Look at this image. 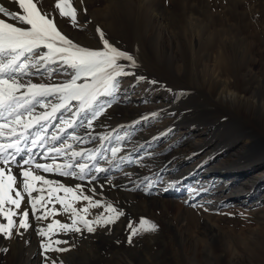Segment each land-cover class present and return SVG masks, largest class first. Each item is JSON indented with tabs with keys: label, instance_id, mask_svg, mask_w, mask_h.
Returning a JSON list of instances; mask_svg holds the SVG:
<instances>
[{
	"label": "bare ground",
	"instance_id": "1",
	"mask_svg": "<svg viewBox=\"0 0 264 264\" xmlns=\"http://www.w3.org/2000/svg\"><path fill=\"white\" fill-rule=\"evenodd\" d=\"M147 1L148 0H135L134 3L136 4L134 5L137 6L138 11L135 18L132 19L131 28H135L136 24L139 25L141 18L145 17V10L148 8L144 9V5L145 3L148 4ZM87 2H91L92 5L95 2L96 6L100 8L105 3V9L101 11L99 8H96L98 10L91 12L88 16L86 15L85 10H83V8L87 10V6H89ZM128 2L133 3L132 0L124 2H121L120 0H76L75 8H78L81 11L80 18L82 23L86 21L89 22L88 33L85 34V37L80 38V41L77 40V37L73 38L69 36L67 34L68 32L66 33L67 36L79 45L84 44L87 48L90 47L92 40H94L91 39V36L93 35V31L97 29L95 23H99V20H103L105 23L104 26L110 31L114 32L115 29L118 30L116 23L120 20L121 13H123V6L121 3L126 4ZM4 3L5 6L14 10V7L9 4L7 0H4ZM162 7L154 5V7L151 8V12L147 18L149 23L148 35L147 37L145 36L144 41H146L145 43H147V41L150 42L151 40H155L156 42L160 41L161 43H157L162 47V52L159 51L160 53H156L157 58L160 54L159 59L166 61L167 57L173 58L175 54L174 52H169V49H167L165 44L167 43L168 36H171L172 34L171 32L168 33L169 30L167 31L168 22L166 19L169 21L170 16L166 14L167 18L165 19V15H163V11L165 13V10ZM184 12H187V9L184 10ZM195 16L193 17L191 15L185 17V20L183 21L187 24L186 28H195L198 25L200 27V19H197ZM211 25L212 23L210 22L207 26L211 28ZM201 28L207 31L206 27L201 26ZM212 29L213 30L210 32L211 34L214 32V35H211V37H216L218 33H216L215 27L213 26ZM161 30H163V33H161ZM131 31L133 32V29ZM194 40L195 37H191L190 44L188 43L191 48L190 51L193 57H200L201 59L202 54L198 55L196 48H193L196 46ZM160 48H158V50ZM203 54L202 58L205 61L209 62V60H211L214 64H217V66L215 64L216 67L214 66V68H210L207 72H205L206 68L202 66L205 68L202 69L205 72L206 79H210L209 83L203 84L210 87V90L208 91L210 100L212 102H228L237 108L250 107L251 109H256L255 111L260 117H264V82L261 79L251 80L249 78L250 80H245L247 76L244 75V73L242 74V71L248 67L245 66L237 72L233 66V60H229L231 56L227 53L223 54L217 51L214 54L211 52ZM178 57L179 56L177 55V58ZM204 60L203 62H205ZM242 66L244 65H240V67ZM53 69H56L57 71L50 75L51 70ZM70 72H72V70L67 67L59 64H52L48 69L41 68V70L35 75L25 77V79H31L33 82L49 84L61 83L67 81L66 78H69ZM134 76L135 77L128 75L120 77L118 91L112 96L100 97L101 103L107 104L110 102L111 107L107 108L106 112L94 122L92 136H102L107 134L112 137L110 141H102L86 136L85 128L79 125L73 129H68V131L63 134L65 137L71 133L85 136V143L77 144L74 141L69 142L74 144L77 151L82 149L87 151H99L101 157H107V159L99 158L95 164L107 168L108 171L95 173L93 170V173L91 174L97 175V179L92 181L91 184L88 183V178L82 181L72 177L60 176L58 174L45 175H47L49 179L58 180L69 186L82 184L85 186V191L89 194H91L90 189L93 187H95L96 191L98 188H102L105 197L96 193L94 199L105 200L104 198L106 197H113L117 202V204L114 203L113 205L122 209L124 215L134 217H145L147 213H144L142 207L140 208L142 209V213L134 212L126 207H119L120 203L118 201L125 199L134 202L135 200V202L138 201L143 205L155 204L160 209L168 210L173 208V206L179 207V205L175 202L176 200L167 197L166 194H179L183 191H186L188 195L186 199L182 200L184 201L183 207L186 205H191V207L195 205L199 210L201 208L205 211L208 217H211L212 213L215 212L217 208L228 204L237 205L240 208H243L244 211H249L250 209L253 210L251 212L264 211L263 138L251 132L245 134L244 131H242L243 129H238L236 127L237 125H230L226 133L231 129L234 130V132L237 130L239 132V137L235 139V141L226 144L227 146L220 147L221 142L211 138L210 140H205L206 138L204 137L205 133H203V127L209 128L207 130L211 133L213 128L218 125L216 123L217 121L214 122L209 117L201 115L203 111L202 102L185 110L181 116H179L178 113V116L176 115L175 117L178 121L176 122V119L172 114H166L164 112L165 108L162 110V107L166 106L163 100H165V96H167V99L169 100L173 97L175 99L176 94H178L181 89L186 91L185 87H181L180 90H178L170 84H163L160 86L149 83L151 80L147 77H145L146 79L143 81H138L136 77L140 76V74H135ZM231 79H234L235 81L233 82ZM136 83L139 85L137 88L138 91H143L148 88L149 92L154 93L153 98L150 99L149 107H144L142 109L136 108L138 101L132 100L131 96L125 92L131 84ZM160 93H163L162 95L164 96H159L161 95ZM49 99L51 102H57L54 97ZM156 99L157 101H162V103L157 104L155 102ZM73 104L75 106L70 111H66L62 114V119H68L72 112L78 109L79 105L76 102H73ZM208 106H210V104H208ZM135 108L136 110H132ZM208 110L211 111V109ZM40 111H42V109L37 106V112ZM162 118L167 121L157 133L156 131H147L151 126V122L160 119L162 120ZM85 120L86 117H81L82 122ZM174 120L175 122L173 123L172 121ZM169 121H171V123H168ZM56 125L62 126V120L54 118L53 126L49 127V131L53 129L51 135L57 132ZM209 132L207 133L210 134ZM125 135L127 136V139L121 143L122 151L118 153L117 158L113 161L111 153L108 150L117 143V136ZM196 137H201L199 143H197L198 141L196 142ZM49 143H51L50 140ZM41 152L42 149H36L34 159L40 163H50V160H45L43 158ZM234 155L237 157H234ZM57 162L63 163L64 161L58 160ZM88 163L92 164L93 162L88 161ZM18 171L19 169L13 167L14 173H18ZM105 177H107V180ZM101 185H103V187H101ZM33 195L36 194L33 193ZM28 203L29 201L26 196L19 211L22 212L25 207L28 206ZM84 203L85 202H80L76 207H82ZM50 207L51 205H49V208ZM55 207L59 209L61 206L58 203H55ZM234 209L235 208L232 207L231 211ZM101 211L102 209L100 208L90 209L92 215L89 216V219H92L95 214ZM36 215H40V213L37 212ZM120 218L115 223L106 227H96V230L93 233H88L86 230H83L82 233L70 232L64 234L63 232H60L58 235H52L51 238L53 240L60 239L68 241L67 244H61L58 247L69 248L70 250L64 252H48L47 256L51 259H55L58 264L60 261H63V264H137L138 262H136L135 259L125 256L124 248L112 242L115 238L114 236L119 234ZM15 219L18 220L19 217ZM54 220L70 223L68 216L64 214L49 216L48 219L36 220L32 211L29 209V223L31 226L27 230L19 229L18 231L21 234H17V230L13 229L11 239L0 234V264L50 263V260H45L43 249L41 248V241L43 240L47 242V238L38 235V230L46 228L47 224ZM3 222L6 221L3 220ZM121 223L123 222L121 221ZM55 227L58 228V226ZM108 233L111 234V239L105 237ZM17 236L21 237L19 238ZM22 243L23 245H29V249L23 253V258L20 259L19 263H13L11 249L15 247L14 245H22ZM7 249L8 251L6 252ZM134 249L136 248L131 247L127 250L134 252ZM130 256H132V254ZM143 261H145L144 264H158L147 259ZM177 264L186 263L180 261ZM197 264L199 263L197 262Z\"/></svg>",
	"mask_w": 264,
	"mask_h": 264
},
{
	"label": "snow or ice",
	"instance_id": "2",
	"mask_svg": "<svg viewBox=\"0 0 264 264\" xmlns=\"http://www.w3.org/2000/svg\"><path fill=\"white\" fill-rule=\"evenodd\" d=\"M7 2L14 4L16 10L5 6L4 0H0V218L6 221L0 222V234L11 239L13 229L17 230V234H21L19 229L27 230L31 226L29 209L36 220L57 214L67 215L70 223L54 220L46 228L38 230V235L47 238V242L41 241L45 260L58 264L47 253L70 249L58 247L68 241L53 240L52 235L60 232L82 233L83 230L93 233L96 227L115 223L124 212L106 200L94 199L95 187L90 189L89 194L82 184L69 186L49 179L45 174H58L82 181L88 178L91 184L97 179V175L91 174L93 170L95 173L108 171L95 164L99 158L107 159L101 157L99 151H77L74 144L69 142L85 143V136L71 133L65 137L63 134L79 125L85 128L86 136L110 141L112 137L107 134L92 136L94 122L111 107L110 102L101 103L100 97L114 95L118 91L120 77L134 76L135 73L127 69L136 67L137 61L132 54L110 42L99 26L96 31L102 47H83L59 29L56 17L39 6L40 0ZM54 7L60 18H69L73 27H80L72 0H57ZM52 64L71 69L70 78L52 84L25 79L41 68L48 69ZM56 71L51 70L50 75ZM136 78L138 81L146 79L143 76ZM149 83L156 84L157 81ZM52 97L57 102H51L49 98ZM73 102L79 105L78 109L68 119H62V114L75 106ZM37 106L42 111L37 112ZM81 117H86V120L82 122ZM54 118L61 119L62 126L56 125L57 132L51 135L49 143V127L53 126ZM125 139L126 135L117 136V143L108 150L113 161L122 151L121 143ZM38 148L42 149L41 155L50 163H40L34 159ZM58 160L64 162L59 163ZM88 161L93 163L89 164ZM13 167L19 169L18 173L13 172ZM26 196L29 203L21 212L19 210ZM54 202L61 207L57 209ZM80 202L85 203L82 207H76ZM96 208L102 211L89 219L92 215L90 209ZM37 212L40 215H36ZM17 217L18 220L15 219ZM157 227L146 217L140 218L137 227H132L130 223L128 243H132L134 235L154 232ZM59 264H63V261Z\"/></svg>",
	"mask_w": 264,
	"mask_h": 264
},
{
	"label": "rangeland",
	"instance_id": "3",
	"mask_svg": "<svg viewBox=\"0 0 264 264\" xmlns=\"http://www.w3.org/2000/svg\"><path fill=\"white\" fill-rule=\"evenodd\" d=\"M120 1L124 2L127 0ZM56 2L57 0H40L39 6L43 11L49 12L56 17L55 22L65 35L68 34L73 38L77 37V40L80 41V38L85 37V34L88 33L89 22L82 23L80 18L81 11L76 8L77 20L80 27H73L69 18L62 19L59 17L58 10L54 7ZM72 2L75 7L76 0H72ZM132 2L126 4L121 3L123 13H121V18L116 23L118 30L115 29L114 32L110 31L104 26L105 23L103 20H99V23H95V26H99L105 32L106 38L110 42L135 57L137 66L128 68V71L147 77L151 81H157L156 84L160 86L170 84L178 90L181 87H185L186 91L181 89L176 94L175 99L173 97L169 100L165 96V100L163 101L166 106L162 107V110L165 108L164 112L166 114H172L175 118L176 115L178 116V113L181 116L185 110L202 102L203 111L201 115L209 117L214 122L217 121L216 123L218 125L213 128L211 133L207 130L209 128L203 127L205 140H210V138L217 140L221 142L220 147L227 146L226 144L235 141L239 137L237 130L234 132L231 129L226 133L230 125H237L236 127L243 129L242 131L245 134L251 132L261 136L264 140V117H260L255 111L256 109H251L250 107L237 108L228 102H212L210 100L208 95L210 87L203 84L210 82L209 78L206 79L205 72L209 71L210 68H214L216 63L214 64L211 60L207 62L202 58L203 53L206 52H211L212 54L217 51L223 54L227 53L231 56L229 60H233L232 62L234 64H232L237 72L245 66L249 68V70L247 68L242 71V74L244 73L247 76L245 80L261 79L264 82V0H148V4L145 3L144 5V9L148 8L145 10L146 15L144 13L145 17L141 18L139 25L136 24L135 28H131L130 26L132 25V19L137 15L138 8L134 5L136 4L134 3L135 0H132ZM88 4L89 6H87L86 11V15L88 16L91 12L98 10L96 8H99L101 11L105 9V3L101 8L97 7L95 2L93 5L91 2ZM11 5L16 10L15 5ZM154 5L163 6L165 19L167 15L170 16L169 21L166 19L168 22L167 31L169 30L168 33L171 32L172 35L168 36L167 43L165 44L167 49H169L168 51L174 52L175 55L173 58L167 57L166 61L159 59L160 54L157 58L156 53L159 51L162 52V47L158 44L161 43L160 41H157L158 43L155 40L147 41L148 44L144 41L145 36L147 37L148 35L149 23L147 18ZM186 9L187 12H184ZM83 10L85 9L83 8ZM191 15L200 19V27L198 25L195 28H186L187 24L183 20H185L186 16ZM210 22L212 23L211 28L207 26ZM201 26L206 27L207 31L203 30ZM213 26L216 29V33H218L216 37H211V35H214V32L212 34L210 32L213 30ZM132 29L133 32L131 31ZM161 33H163V30H161ZM191 37H195L194 43L196 46L193 48H196L198 55L202 54L201 59L200 57L192 56L191 48L188 45ZM91 39L94 40H92L91 46L88 48L97 49L102 47V42L96 29L93 31ZM80 45L87 47L84 44ZM158 48L160 49L158 50ZM176 54L179 56L178 58ZM123 63L127 64L128 62L123 61ZM239 64L244 66L240 67ZM202 66L206 68L205 72L203 70L205 68ZM69 78L66 79L68 80ZM231 81L234 82L235 80L231 79ZM137 85L138 83L131 84L125 92L131 96L132 100L138 101L136 108L142 109L149 107L150 99L153 98L154 93L149 92L148 88L143 91H138L137 88L139 85ZM160 94L159 96H164L162 95L163 93ZM155 102L157 104L162 103V101H157V99ZM136 108L132 110H136ZM208 109H211V111ZM166 121L162 118V120L151 122V126L147 131L151 130L157 133ZM172 122L174 123L175 120ZM176 122H178L177 119ZM168 123H171V121ZM52 130L49 131V140ZM200 138L196 137L195 140L196 142L198 141L197 143L200 142ZM234 157L237 156L234 155ZM98 189L96 193L105 197L104 190L102 188ZM166 196L176 200L175 202L179 207L173 206L171 209L163 210L155 204L143 205L138 201L135 202L134 200V202H130L125 199L118 201L120 203L119 207H126L137 213H142V209H140L142 207L144 213H147L145 217L158 226L154 232L134 235L132 237V243L129 244L128 237L131 234L129 224L131 223L132 227H137L141 217L130 215L122 216L120 218L119 234L114 236L115 238L112 242L124 248L126 257L135 259L138 262L137 264H144L145 261L143 260L145 259L158 264H177L180 261L186 264H197V262L199 264H264V211L251 212L253 211L252 209L244 211L243 208L237 205L228 204L217 208L211 217H208L205 211L201 208L199 210L197 206H192V208L191 205H186L183 207L184 201L182 200L188 196L186 191L179 194L169 193ZM104 199L112 204H117L116 199L113 197H106ZM232 207L235 209L231 211ZM0 222H3L2 218H0ZM110 236L111 234L108 233L105 237L111 239ZM17 237L20 238L21 236ZM14 246L11 249L12 262L19 263L20 259L23 258V253L29 249V245H23L22 243V245ZM131 247L136 248L134 249L135 253L127 250ZM130 253L132 256H130ZM41 264L50 263L41 262Z\"/></svg>",
	"mask_w": 264,
	"mask_h": 264
}]
</instances>
